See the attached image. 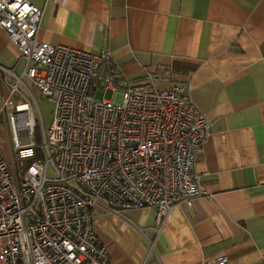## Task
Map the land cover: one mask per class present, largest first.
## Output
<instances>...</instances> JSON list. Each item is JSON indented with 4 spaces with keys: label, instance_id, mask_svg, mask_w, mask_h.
<instances>
[{
    "label": "built area",
    "instance_id": "1",
    "mask_svg": "<svg viewBox=\"0 0 264 264\" xmlns=\"http://www.w3.org/2000/svg\"><path fill=\"white\" fill-rule=\"evenodd\" d=\"M41 16L29 0H0V28L25 62L20 74L0 66L12 144V159L0 148V264H107L94 208L154 206L160 221L178 203L192 205L206 193L196 163L210 124L169 68L126 81L108 49L39 39ZM43 96L53 113L35 157Z\"/></svg>",
    "mask_w": 264,
    "mask_h": 264
},
{
    "label": "crops",
    "instance_id": "2",
    "mask_svg": "<svg viewBox=\"0 0 264 264\" xmlns=\"http://www.w3.org/2000/svg\"><path fill=\"white\" fill-rule=\"evenodd\" d=\"M29 1L42 9L39 39L108 49L126 81L169 68L210 124L196 163L206 193L192 205L160 221L154 206L94 208L107 264H264V0ZM24 65L0 28V66Z\"/></svg>",
    "mask_w": 264,
    "mask_h": 264
},
{
    "label": "rangeland",
    "instance_id": "3",
    "mask_svg": "<svg viewBox=\"0 0 264 264\" xmlns=\"http://www.w3.org/2000/svg\"><path fill=\"white\" fill-rule=\"evenodd\" d=\"M97 95L105 98H111L112 92L107 91H98ZM44 99H48L44 104L42 103ZM39 107L41 108V113H37V119H39V122L37 123V128L35 132V141H36V156L35 157H42V144H43V138H42V124L45 126H49L52 120V113H53V107H52V99L47 98L43 96L39 101ZM42 118V121L41 119ZM0 148L3 154L9 158L12 159L11 156V150H12V144H11V135L9 134L8 125L7 122L0 118ZM32 159H26L25 165H27L29 162H31ZM19 165V163H18Z\"/></svg>",
    "mask_w": 264,
    "mask_h": 264
}]
</instances>
